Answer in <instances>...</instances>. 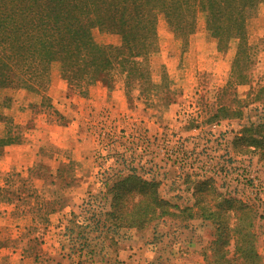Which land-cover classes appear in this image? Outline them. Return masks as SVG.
<instances>
[{
	"label": "rangeland",
	"instance_id": "374dc122",
	"mask_svg": "<svg viewBox=\"0 0 264 264\" xmlns=\"http://www.w3.org/2000/svg\"><path fill=\"white\" fill-rule=\"evenodd\" d=\"M194 9L187 17L192 23L182 30L156 10L153 49L132 57L139 68L132 80L113 59L109 72L92 81L66 70L59 59L50 61L46 73L13 69V82L0 87V159L5 147L26 150L0 170L1 193L19 188L32 204L49 199L60 184L49 183L58 165L69 166L62 175L73 182L58 190L67 206L47 226L37 223L25 232L22 220L0 229V264H27L28 258H35L33 264H238L231 240L222 258L210 247L212 220L225 218L218 216L227 209L224 196L254 206L257 252L264 263V155L241 147L236 138L243 125L264 118V0L249 12L243 35L223 42L208 29L207 12ZM90 33L112 54L122 45L118 33L99 25ZM0 52L12 64L18 59L9 48L0 46ZM220 106L232 111L230 117L211 119ZM9 137L14 140L6 141ZM37 164L47 168L45 178L34 170ZM127 175L155 183L171 214L111 232L103 219L109 207L105 184ZM211 185L216 194L207 192ZM149 190L142 195L133 181L117 190L127 216L136 214L133 205L146 200ZM69 211L77 212L79 224L90 225L87 243L76 237L75 224H70L74 237L63 235ZM226 218L231 228L233 217ZM172 244L174 256L166 249ZM82 247L93 248L91 258L79 257Z\"/></svg>",
	"mask_w": 264,
	"mask_h": 264
},
{
	"label": "trees",
	"instance_id": "16d2710c",
	"mask_svg": "<svg viewBox=\"0 0 264 264\" xmlns=\"http://www.w3.org/2000/svg\"><path fill=\"white\" fill-rule=\"evenodd\" d=\"M257 1L0 0V46L5 50L7 48L14 50L18 54V59L12 64L9 62L8 56L0 52V87L10 85L13 82L11 73L15 67L23 68V75L30 73V70L46 73L48 64L54 59H59L62 67L72 73L90 75V81L96 77H101L103 72L107 74L112 68L114 60L120 66V70L125 71L126 79L132 80L139 70L135 62L131 61L132 57L153 49L152 41L155 37L154 25L157 9L168 18L172 28L182 30L192 23L191 19H187L188 15L196 10L195 7H199V9L207 12L208 29L214 36L220 40L223 39L222 41L218 39L223 42L228 35H243L245 20ZM174 17L178 19L172 20ZM96 25L119 34L122 45L116 48L115 54H112L108 49L110 46H100L93 42L90 28ZM141 75L140 72L139 77ZM33 77L37 78L36 75ZM22 83L28 88L32 87L26 81ZM36 83L42 84L40 81ZM231 113L232 111L228 112L227 107L220 106L211 116V119L230 117ZM238 114L239 110H235L234 115ZM237 134L236 138H238L241 147L246 150L252 149L251 151L258 153L260 157L264 155V118L243 125ZM13 140L14 138L9 137L6 141ZM46 169L42 164H37L34 168L37 175L42 178H45L43 172ZM65 170L68 172L69 166L58 165L56 180L49 181L50 184L56 186L57 179L60 180V184H57L59 185L57 186L58 189H53L56 194L52 193L49 199L45 200L44 198L40 200L34 198L36 201L30 207L32 209L33 229L37 223L46 226L48 214L60 211L67 206L65 197L58 192L59 189L65 188L73 182L72 178L65 180L62 175ZM133 177L135 176L118 177L112 184H105L103 199L108 202L109 207L103 212V219L111 232H117L118 229L124 227L139 226L164 214H171L169 211L170 204L157 197L155 183L141 179L135 181ZM131 181L140 185L142 195L143 192L146 194L147 190H150L146 200L140 198L133 205L136 214L127 216L119 202L122 194H119L117 190ZM18 189H8L7 194H2L0 189V198H6L7 201H11L13 198L16 200V204L18 202L25 203L31 195H24ZM207 192L216 194L213 185ZM224 197L222 202L227 205V209L218 216L224 215L225 218L212 220L215 225V238L210 244L212 255L218 258L224 257L228 251L225 245L231 240L233 252L237 253L241 259L238 264H264L262 257L257 252L254 206L232 196ZM211 213L208 212L205 215L203 212L201 216L207 219L210 218ZM78 216L72 211L68 212L67 221L69 224L65 227L63 235L69 239L74 237V226H70L72 223L77 229L76 237L87 243L86 232L88 231L85 228L90 225L79 224ZM189 216L191 217V215ZM227 216L233 217L231 228L227 225ZM85 249L82 247L79 250V257L87 255L88 259L91 258L94 252L93 248H88L87 251ZM249 261L250 263H247ZM76 264H83V262L77 261ZM214 264L221 263L216 262Z\"/></svg>",
	"mask_w": 264,
	"mask_h": 264
},
{
	"label": "crops",
	"instance_id": "0c3cea01",
	"mask_svg": "<svg viewBox=\"0 0 264 264\" xmlns=\"http://www.w3.org/2000/svg\"><path fill=\"white\" fill-rule=\"evenodd\" d=\"M17 146H19V145H17ZM17 146L5 147L6 152L3 153L4 155L0 159V170L1 171L2 170H8L10 167H12L15 164L14 159L16 158V156H15L16 154L25 153L24 152L26 150L25 147H23V148L18 147L17 148ZM20 146H22V145H20ZM1 165H3V166L1 167ZM41 185H42V183H41ZM30 199L27 200L25 203H17L16 204V202H15L16 200L15 199L13 200V198H11V201H7L6 198L5 199L0 198V220L2 219V221H0V229L7 227V226L9 227L11 225L16 226V224H22V220H23L24 222H26V224H23L24 226H20V227L21 228L23 227L25 232H28L30 230H34L33 225H32V221H31L32 209L30 208L34 204H32V202H30ZM56 212L48 214L47 215L48 220L50 219L51 215L55 214ZM75 213L77 214V212H75ZM13 218L16 219V222H13ZM176 225H177V223H176ZM40 227H43V224ZM13 228H15V227H13ZM180 230L181 229H179L178 231H180ZM177 233H179V232H175V234H177ZM24 234H26V233H24ZM175 242H176V240H174V243ZM173 244H172V246L166 248L167 250H169V253H172L171 256H174L173 255L174 252L172 249ZM2 248L3 247L0 246V250ZM20 256L22 257V255H20ZM28 260L29 261L26 262L27 264H31V262L33 264L34 263L33 261L35 260V258L32 259V261L29 258H28ZM9 264H14V262H10Z\"/></svg>",
	"mask_w": 264,
	"mask_h": 264
}]
</instances>
